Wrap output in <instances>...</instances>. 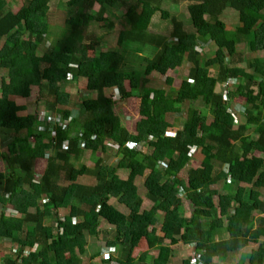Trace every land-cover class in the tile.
Listing matches in <instances>:
<instances>
[{"label":"trees","instance_id":"16d2710c","mask_svg":"<svg viewBox=\"0 0 264 264\" xmlns=\"http://www.w3.org/2000/svg\"><path fill=\"white\" fill-rule=\"evenodd\" d=\"M52 1L0 0V70L5 73L0 86V133L7 124L2 121L5 111L13 127L0 150V162L8 172L0 174V240L19 247L18 254L11 253L3 263L18 264L26 250L29 254L19 258V264H80L87 236L98 235L100 224L105 223L115 232L106 244L120 247L119 256H108L106 264H168L171 248L183 244L192 246L195 260L182 259L180 264H222L219 261L228 254L249 244L257 248L241 254L238 264H264V176L258 189L253 188L264 175V160L254 156L264 155V56L247 61L239 50L241 39L251 38L254 51L264 54V0H180L187 4L186 30L161 8L165 0H68L57 40L42 51L51 35L45 11ZM117 3L124 8L125 23L119 32V48L86 61L77 47L80 39L90 25L104 27L105 13ZM225 10L235 16L236 25L230 32L220 20ZM157 14L170 22L169 39L148 32ZM207 44L215 51L203 59L197 50ZM177 45L185 46L186 52L174 51ZM128 47L152 54L145 60L142 76L125 58ZM240 62L239 68L236 64ZM184 65H188L186 76L172 93L148 87L153 74L164 77ZM79 82L84 88L78 92L79 116L74 120L64 110L53 123L39 122L35 114L21 115L25 108L13 101L27 99L31 87L37 86L45 94L46 115L51 116L50 99L68 106L69 96L63 88ZM229 82H238L235 96L244 94V122L236 129L237 111L228 109V95L225 99L221 92H214V85ZM165 83L170 85V80ZM111 90L123 100H139L140 120L134 135L115 116L107 97ZM194 103L200 108H187L184 127L167 136L171 127L167 115H179L180 106ZM207 107L214 114L209 123ZM30 138L48 140L45 147L50 156L38 180L35 150L27 142ZM23 142L26 148L19 151ZM106 145L114 147L119 156L114 167L101 160L92 169L75 167L87 153L105 154ZM196 152L203 160L183 180V168ZM169 153L172 156L167 159ZM120 171L126 178L119 177ZM144 175L150 184L145 191L151 193L152 186H157L166 198L181 195L191 212L184 216L177 207L164 208L163 198L153 194L148 196L152 207L142 210L136 181ZM84 177L94 184H79L78 179ZM228 181L236 187V194L227 200L217 188ZM202 186L206 189L201 190ZM16 196L28 212L20 217L6 215L7 203ZM110 200L128 214L120 213ZM59 210H68V216L55 220V227L45 226ZM158 212L163 214L161 221ZM158 222L169 244L161 245L156 255L146 251L135 260L133 252L141 240L148 250L157 241L162 243L151 231ZM216 229H224L226 237L213 240Z\"/></svg>","mask_w":264,"mask_h":264},{"label":"rangeland","instance_id":"374dc122","mask_svg":"<svg viewBox=\"0 0 264 264\" xmlns=\"http://www.w3.org/2000/svg\"><path fill=\"white\" fill-rule=\"evenodd\" d=\"M8 1V0H6ZM68 0H53L51 4L49 5V8L46 9L45 12H47L49 15H47V20L49 21V25L51 27L50 29V36L47 38L48 43H45L44 47L42 48V51H45L51 44L52 41H56L59 36V29L61 24V17L63 18L67 16L66 14V3ZM187 6L186 3L181 2L180 0H165L162 3L161 8L169 13V16L174 18L176 21L180 22L183 26V28L186 30L189 27L188 21H187V14L185 7ZM93 12H98V6H95L93 9ZM123 13L124 8L121 7L120 3H117L114 8L109 9L105 15L104 18L106 20L105 26L102 27V25H90L84 34L82 38L80 39L78 43V49L80 52H83L85 55L86 61L90 62L94 60V58H98L100 56H105L109 50H117L118 47V38H119V32L122 30V27L125 25L123 20ZM169 17V19H170ZM220 20L224 23L226 31H232L235 28L236 22H235V16L230 11H223ZM149 33L153 35L162 36L163 38H168L170 36L171 32V26L169 20L163 21L159 14H157L151 25L149 26ZM172 49L174 51H177L181 54H184L186 52L185 46H173ZM122 50V49H121ZM127 54L125 55V58L128 59L130 64L135 68L138 76H142L144 69H145V60L151 59L152 54L150 55L149 51L144 50H133L131 47H128L126 49ZM239 50L241 52V56L243 60L251 61L255 58H263L264 54L262 52H255L253 49V42L251 38H242L241 42L239 44ZM131 51L134 52L132 55ZM215 51V48L212 44H207L203 47V49H198V56L203 59H208L213 56V53ZM69 52V50H67ZM237 67H241L242 63L236 64ZM188 69V65H184L180 67L179 69H174L173 71H169L166 73L164 77L159 76L157 74H153L151 77H149V84L148 87L154 90L163 89L165 91H169V94L175 91L181 80L184 79L186 76V72ZM210 76L214 77V72H210ZM70 78H68L69 80ZM170 80V85H167L165 83V80ZM69 82H71L69 80ZM5 83V73L0 70V86ZM238 82H229L226 86L224 85H214V92L223 94L224 98L226 99V96L229 97V104L228 109L230 112H232V108L237 111L235 114L234 119V129H236L237 125H241L244 120L243 116L241 115L243 104H244V94L240 93L239 95L235 96V89L237 87ZM84 88V84L82 82L79 83H70L66 88H63V92L65 94H68V106H61L53 101V99H50V103L54 106L51 116L46 115L48 114V111L45 106V99L43 98L42 91L37 86H32L30 90V95L27 99H15L13 98V101L17 106H23L25 108V111L21 113V115H27V114H35L37 116V120L39 122L44 119L43 117L50 116L51 123H53V119L59 117L60 112L64 110H68L71 113V119H77L79 116L78 107L76 106L78 104L79 96L82 89ZM126 90L128 91V87L126 85ZM62 91V90H61ZM227 93V94H226ZM226 95V96H225ZM93 96H91L92 98ZM107 97L112 103V108L115 116L123 123L127 131L134 135V129L135 124L140 120V116L138 114L139 111V100L137 99H128L123 100L120 98V96L117 94L116 91H108ZM224 99V100H225ZM242 107V109H241ZM187 108H194L199 109L200 106L198 103L194 104H186L179 107V115L177 114H169L166 117V120L170 123L171 127L167 130V136L171 137L173 136L175 131H180L181 127H184V121H185V111ZM206 112V122L209 123L212 118H214V114L212 113L211 108H204ZM239 111V113H238ZM9 111H5L4 118L2 121L5 120L7 122L6 126H1L2 132L0 133V150L3 149L4 144L6 143L7 133L8 131L12 130V125L9 124ZM28 143L32 145V147L35 150L36 155V161L34 165V173H35V180H38L43 174L46 165L48 157L50 156V152L46 149L45 146L48 144V140H40L36 138H30L27 140ZM107 150L105 154H95L91 155L90 153H87L81 161L75 162L74 165L76 168H80L81 166H85L89 169H92L95 165V163L98 160H101L102 163L105 166H111L114 167L117 162L119 161V156L116 153V149L114 147H111L110 145H106ZM26 148V142L20 143L18 145L19 151H24ZM144 152H146V148L143 149ZM172 156L171 153L168 154L167 159H169ZM254 156L258 158H262L264 160V155L255 153ZM202 157L199 153L196 152V154L192 157V162L187 164L186 167L183 168V171L180 175V177L185 180L186 172L191 168H196L197 164L202 162ZM7 168L6 166L0 162V174L7 175ZM126 173L123 171L119 172V177L121 179L126 178ZM263 176L258 179L256 184L253 186V188L258 189L259 184L261 183V180H263ZM79 184L82 185H93L94 180L88 177L80 178L77 181ZM145 185H150L147 181L146 175L143 177H140L136 181V186L139 191V196L143 200L142 210H149L152 207V202L149 200L148 196H151L152 194L154 196L162 197L163 198V204L162 206L164 208H171V207H177L181 210V212L185 215H188L191 212V206L188 205L187 202L183 200V197L181 195H173L169 198H166L160 191L159 187L152 186L153 190L151 193H148L145 191ZM245 188L246 190L250 189V186H241ZM201 190H205L206 188L204 186L200 187ZM220 195L224 196L227 200L235 197L236 194V187L230 182H226L224 185H219L217 188ZM212 194V192H210ZM213 202H216V198L213 196ZM110 205H112L115 209H117L120 213L127 215L128 211L125 210L123 207L119 206L114 200H110ZM28 212L26 208H24L21 205V199L16 196L13 200L9 201L7 203V206L5 208V214L9 216H15L20 217L24 215V213ZM34 212V211H33ZM253 214H250L252 216ZM68 216V210H59L56 212V214L52 215L51 221L46 220L45 226H50L53 224L55 227V220L60 219L62 220ZM254 216V215H253ZM163 217V214L158 212L157 213V219L158 221H161V218ZM159 224L158 222L157 226L151 231L154 233V238L157 240L158 238H162V243H159L157 241L155 248L148 250L146 242L144 240H141L137 247L134 249L133 257L135 260L139 258V256L148 251L147 253L151 254V256L156 255L159 247L161 245L167 246L169 244V236L163 235L159 231ZM113 228L106 225L105 223H101L98 229V235L95 237H89L87 236V243H86V252L82 257L80 258V264H106L104 261L108 258V256L112 257H118L120 254V247H114L109 248V246L106 244L107 241H111L115 238V232H113ZM214 236L212 237L213 240H221L226 237L225 230L224 229H216L214 232ZM264 239V237H263ZM262 240V239H261ZM14 247L13 244L9 243L8 241H2L0 240V264L3 263V258L12 257L11 249ZM108 248L110 249V253L108 252ZM257 244H249L245 248L228 254V256L223 260L219 261L222 264H238L239 259L241 258V254H249L251 250L256 249ZM109 253V254H108ZM172 255L170 256L168 264H180L182 259H188L190 261L195 260V255L193 253V249L191 245H176L171 248ZM97 254V258L92 259L91 257ZM28 256V255H27ZM25 257L22 253L19 258ZM18 258V264L20 263V259ZM247 259V258H246ZM218 262V260H216ZM109 264H115L114 262Z\"/></svg>","mask_w":264,"mask_h":264},{"label":"built area","instance_id":"2783aa9c","mask_svg":"<svg viewBox=\"0 0 264 264\" xmlns=\"http://www.w3.org/2000/svg\"><path fill=\"white\" fill-rule=\"evenodd\" d=\"M44 119H42V121H44V120H46L47 122H51V118H50V116H47V117H43ZM191 163V162H190ZM111 249V248H110ZM110 249L108 248V252L110 253ZM18 252H19V247L18 246H14L13 248H12V254H18ZM108 253V254H109ZM22 254L26 257L28 254H29V251H22Z\"/></svg>","mask_w":264,"mask_h":264},{"label":"clouds","instance_id":"9594fccd","mask_svg":"<svg viewBox=\"0 0 264 264\" xmlns=\"http://www.w3.org/2000/svg\"><path fill=\"white\" fill-rule=\"evenodd\" d=\"M11 251H12V249H11Z\"/></svg>","mask_w":264,"mask_h":264}]
</instances>
